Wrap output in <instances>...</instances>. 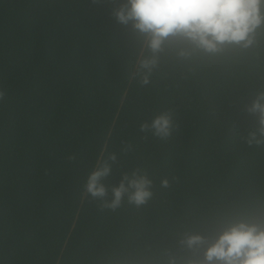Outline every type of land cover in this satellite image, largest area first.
I'll list each match as a JSON object with an SVG mask.
<instances>
[{
	"label": "trees",
	"instance_id": "1",
	"mask_svg": "<svg viewBox=\"0 0 264 264\" xmlns=\"http://www.w3.org/2000/svg\"><path fill=\"white\" fill-rule=\"evenodd\" d=\"M126 4L0 0V264H203L232 223H264L250 110L264 96V24L248 48L208 53L170 35L153 52L117 21ZM160 115L166 137L150 128ZM104 167L105 195L92 197L88 177ZM141 176L144 204L128 189L108 206Z\"/></svg>",
	"mask_w": 264,
	"mask_h": 264
},
{
	"label": "clouds",
	"instance_id": "2",
	"mask_svg": "<svg viewBox=\"0 0 264 264\" xmlns=\"http://www.w3.org/2000/svg\"><path fill=\"white\" fill-rule=\"evenodd\" d=\"M264 0H127L116 13L121 24L130 21L140 33L150 39L148 47L159 51L163 40L170 35H180L208 53H216L220 46L240 45L244 48L253 43V36L264 24ZM148 68V61H141ZM144 83H147L145 78ZM264 96L253 102L251 111L261 115V135H264ZM146 126L142 125L141 130ZM171 121L167 115L154 118L150 128L154 135L170 134ZM252 139H255L253 135ZM251 142V141H250ZM108 168L97 169L88 177L85 191L92 197H103L105 189L99 183L107 175ZM127 179V178H126ZM149 181L144 177L122 182L113 190L110 205H119L122 195L131 189L130 202L144 204L150 198ZM167 186V181H162ZM189 248L204 243L200 236H189L185 241ZM203 264H264V223L239 220L224 230L204 252Z\"/></svg>",
	"mask_w": 264,
	"mask_h": 264
}]
</instances>
